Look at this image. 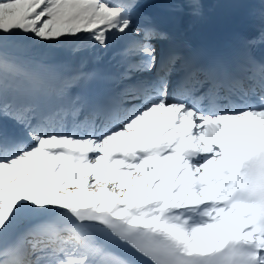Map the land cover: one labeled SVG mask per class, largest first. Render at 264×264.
Wrapping results in <instances>:
<instances>
[{
  "label": "snow or ice",
  "instance_id": "1",
  "mask_svg": "<svg viewBox=\"0 0 264 264\" xmlns=\"http://www.w3.org/2000/svg\"><path fill=\"white\" fill-rule=\"evenodd\" d=\"M0 0V264H264V0Z\"/></svg>",
  "mask_w": 264,
  "mask_h": 264
}]
</instances>
